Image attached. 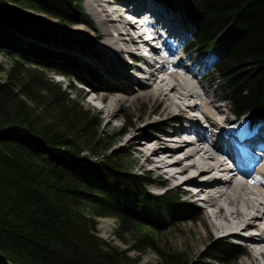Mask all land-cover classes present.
<instances>
[{
	"label": "trees",
	"instance_id": "1",
	"mask_svg": "<svg viewBox=\"0 0 264 264\" xmlns=\"http://www.w3.org/2000/svg\"><path fill=\"white\" fill-rule=\"evenodd\" d=\"M165 2L193 25L192 43L214 72L206 80L214 90L222 88V95L211 91L230 103L234 122L264 120V0ZM82 4L0 0V54L11 61L0 77V264H132L129 251L147 247L159 251L158 264H224L237 258L244 247L221 238L198 256L159 242L162 210L177 224L198 219L199 207L169 189L151 191L153 179L127 168L122 152H98L100 140L113 131H99L90 108L64 98L53 76L39 72L37 62L86 86H115L94 67H74L63 52L20 39L19 33H37L29 10L77 24ZM43 81L46 102L40 95ZM116 85L125 90L124 82ZM100 216L117 218L121 237L136 233L123 236L127 248L98 233Z\"/></svg>",
	"mask_w": 264,
	"mask_h": 264
},
{
	"label": "bare ground",
	"instance_id": "2",
	"mask_svg": "<svg viewBox=\"0 0 264 264\" xmlns=\"http://www.w3.org/2000/svg\"><path fill=\"white\" fill-rule=\"evenodd\" d=\"M122 3L119 0H90L87 3L88 13L96 19L95 24L87 15L86 19L82 18V22L67 28L60 26L56 19L48 18L45 22L55 38H62L66 34L80 41V44L71 46L72 50L92 57L111 75L120 72L126 75L128 83H138L140 93L132 90L129 96H90L92 100L102 99L100 112L106 125L118 116L117 102L133 100L139 95L154 97L160 100V104L165 101L168 108L176 106L184 113L193 106L200 109L201 116L198 118L191 117H195L196 113L189 116L187 112L168 118L165 124L171 120H181L174 123L173 130L166 131L163 136L147 134L145 141L140 142L137 139L142 133L146 134L150 124L140 127L127 138L126 144L130 145L136 140L138 156L142 157L141 165L147 162L152 165L151 169L165 173L174 187L184 183L197 185L198 190L186 188L187 193L191 191L194 200L206 203L203 207L209 208L208 216L219 236L247 237L250 242L246 246L248 257L240 260V264H264V155L256 154L264 153V120L254 123L234 122L228 118L225 105L220 102L217 93L210 91L211 98H207L202 86L198 83L194 85L179 74L183 70L189 75L192 68L186 65L190 62L187 59L189 57L180 54L175 43L178 32H182L177 41L180 45L183 34L187 36L191 31L188 18L180 10L184 19L173 16L162 2H126L128 7L137 12L150 8L157 21L163 23L165 33L160 35L163 43L155 50L156 57L150 62L139 51L141 45H148L144 32H138L140 28L136 21L123 16L122 8L116 5ZM106 4L112 8H106ZM31 14L39 17L36 11H31ZM97 38L101 39L98 50L87 45ZM119 41L122 43L119 44ZM56 43L57 40L53 45L57 46ZM161 52H165V55ZM139 56H144L147 66L137 63ZM131 66L136 68L134 76L130 74ZM152 77L153 84L149 82ZM89 92L86 94L89 95ZM193 98L194 101L189 102ZM154 112L159 110L156 108ZM244 123L246 128L240 129Z\"/></svg>",
	"mask_w": 264,
	"mask_h": 264
},
{
	"label": "rangeland",
	"instance_id": "3",
	"mask_svg": "<svg viewBox=\"0 0 264 264\" xmlns=\"http://www.w3.org/2000/svg\"><path fill=\"white\" fill-rule=\"evenodd\" d=\"M90 0H83L82 4V12H78L76 15V19L78 22H82V18L84 17L86 19V15L88 19H91L93 23L95 22V18L92 14L88 13V2ZM92 1V0H91ZM128 0H119V3L121 2H127ZM151 3L153 2H162L164 4V7L167 8L170 12L173 13V16H176L178 19H184L180 13L179 8L176 6L169 5L166 2H163L162 0H150ZM165 1V0H164ZM132 4L133 2L130 1ZM9 6H12V4H8ZM119 5V4H117ZM14 6V5H13ZM172 6V7H171ZM20 10H23L19 6H17ZM106 8H112L111 6L106 4ZM177 8V9H176ZM31 11L29 10V15L36 21L35 28L37 33L31 34L29 36H25L23 34L19 33L20 39L23 43L32 42L33 46L39 47L42 49H50L53 51H60L69 56L70 60L69 63H71L74 67L75 65H78L80 68H85L87 66L94 67L98 70V72L103 75L104 78H106L110 85L118 84L119 82H124V92H118L115 89H118V87H109L106 86V88L109 90L108 93H105L106 98L117 96V95H123V96H129L130 92L132 90H135L136 92L140 93V87L138 83H128V79L125 74H121L120 72H116L115 76L111 75L108 70L103 68L101 65H98L96 62H94L92 57L82 55L78 53L77 51L72 50L71 46L80 44V41L78 39L73 40L72 38L68 37V35L63 34L62 38H55L53 35L52 29L46 24V20L48 18L55 19L54 16H49L46 13L38 12L39 17L36 18L31 14ZM179 11V12H178ZM175 18V17H174ZM58 18H56L57 20ZM176 19V18H175ZM181 21V20H180ZM185 21V20H184ZM58 24L60 26H63L65 28L71 27L75 25L74 23H61V21L57 20ZM119 23V22H117ZM187 23L190 24L191 31L193 30V26L190 22L187 21ZM185 23V24H187ZM78 24V23H77ZM95 24V23H94ZM98 26V25H97ZM186 28V27H184ZM187 29V28H186ZM122 30V29H121ZM124 30V29H123ZM99 31H101L99 29ZM125 31V30H124ZM191 31L186 34L184 33V38L182 39V42L180 45L177 44V41H175L176 45L179 47L180 54L189 57L187 58L190 60L186 65L192 66L191 73L188 75L186 73H178L181 74L183 77L190 80L194 85L197 83L202 86L205 89V93L207 98H211L210 91L214 90L209 86L208 81L206 80L207 77L212 76L214 74L213 69L211 68L210 61L206 59L205 53L200 52V50L197 49V47L192 43V36ZM127 32V31H126ZM182 33V32H181ZM180 33V34H181ZM43 34V35H41ZM65 37V38H64ZM57 40V46L53 45V42ZM118 40V38H117ZM101 42L100 38L93 39L92 41L88 42L87 45H89L92 49L99 48V44ZM116 42V41H115ZM122 42L119 41V44ZM114 44V43H113ZM118 44V43H117ZM116 45V43L114 44ZM109 46V45H106ZM133 50L135 49L134 46H131ZM136 52V50H135ZM179 54V55H180ZM138 55V54H137ZM179 57V56H178ZM32 59H36V57L31 56ZM130 59V58H129ZM130 62H133L132 59H130ZM138 64L140 66L146 65V60L143 57L139 56ZM10 59L8 56L0 54V77H5L7 68L10 66ZM38 65L41 66L40 62H37ZM183 64V62H182ZM39 66V72L41 75L43 72H45V75L50 77L53 76L54 82L61 85L62 95L64 98H69L72 100L79 108H90L92 112L94 113L95 118L97 121H99V131L104 132H112L110 138L101 139L99 144L96 147V150L100 153L103 152H110V151H120L125 156L124 164L127 168L133 169L135 172L143 173L151 177L153 179V182H151L148 187L151 191L160 193L163 192L165 189H169L172 192L178 193L182 199L188 200L195 205H197L200 209L199 218L194 220H187L182 221L180 223L174 224L171 223V221L167 218V211L162 210L161 214L163 215V223H165V226L163 229H160L158 231V240L159 242L166 244L167 246L184 251L185 254H189L191 256H198L201 254V252L214 240L217 238H221L226 241H234L235 239H238L239 237H226V236H219L218 233L214 230L212 227V220L208 216L207 210L209 209L207 206L203 207L200 204L196 203V199L194 200L191 196V191L187 193V189L185 187V184L180 185L179 187H174L172 180L167 178V175L165 173H160L158 170L151 169L152 165L149 163H145L143 166L141 165L142 157L138 156L137 147L138 142L136 140L132 141L130 145H127V138L135 132L140 127H143L147 124H150L149 128L145 133H142L140 137L137 139L140 142L145 141V136L147 134H158L160 136H163L166 131L173 130L172 128L175 127L174 123L180 121L179 119L171 120L168 124H165L168 118H171V116H178L185 114L183 111L177 109L178 107H170L166 105V102L160 104V100L154 98V97H146L139 95L135 97L133 100H122L116 103V109H117V117L112 120V122L109 125H106L104 117L102 116V113L100 112V107L103 105V101H100L96 98V100H92L90 96L92 95L89 92V95H87V91H89V86H86L84 84H81L78 81L72 80L67 75H59L54 74L53 71L50 75L49 69L50 66H47V69L43 70ZM135 66L129 67L130 74L134 76ZM183 68V67H182ZM181 71V70H180ZM118 73V74H117ZM167 75V74H166ZM192 76V79H191ZM116 77V78H114ZM168 77V76H167ZM152 80H149L151 84H153V77ZM68 83L72 84V88H69ZM95 83V82H93ZM100 85L98 83H95L93 86ZM46 84L41 82V99L43 102H46L47 97L49 96L48 91L45 89ZM100 88L99 86H97ZM217 89L214 90L218 94H223L222 88L217 85ZM96 88V87H95ZM112 88V89H111ZM196 89L198 87H195ZM93 96V95H92ZM195 98L191 99L189 102H193ZM91 100V102L89 101ZM221 103H223L226 108V114L229 119H233V114L230 109V103L224 99ZM158 109L159 112H154L155 109ZM186 111V110H185ZM187 112V111H186ZM188 115V114H187ZM190 116V114H189ZM191 117H193L191 115ZM172 123V124H171ZM171 125V126H170ZM263 126V125H261ZM240 129L246 128V124H242ZM109 147V148H108ZM99 153V154H100ZM146 172V173H145ZM198 190V189H196ZM264 220V217H263ZM98 233L105 238L106 240H109L112 244L121 246L122 248H127L129 246L128 241L126 239H131L133 235L136 233H133L132 235H128L125 233H122L121 237V230L119 228L118 219L112 216H100L98 217ZM239 243V242H237ZM244 252L246 255H240L237 258L231 259L227 263L224 264H240V260H243L248 257L247 252V245H243ZM159 251L157 249H154L153 247H147L142 251H138L137 249H131L129 251V256L134 261L132 264H158L161 256L159 255Z\"/></svg>",
	"mask_w": 264,
	"mask_h": 264
}]
</instances>
